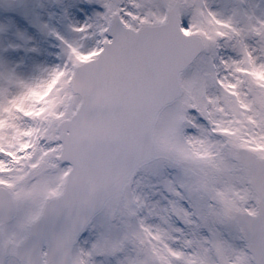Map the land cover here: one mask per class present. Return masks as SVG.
<instances>
[{
	"label": "snow or ice",
	"instance_id": "snow-or-ice-1",
	"mask_svg": "<svg viewBox=\"0 0 264 264\" xmlns=\"http://www.w3.org/2000/svg\"><path fill=\"white\" fill-rule=\"evenodd\" d=\"M0 264H264V0H0Z\"/></svg>",
	"mask_w": 264,
	"mask_h": 264
}]
</instances>
